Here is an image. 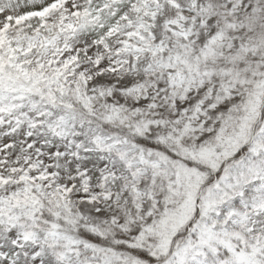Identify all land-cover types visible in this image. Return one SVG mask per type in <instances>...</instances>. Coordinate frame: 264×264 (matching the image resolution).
Masks as SVG:
<instances>
[{
  "label": "snow or ice",
  "instance_id": "1",
  "mask_svg": "<svg viewBox=\"0 0 264 264\" xmlns=\"http://www.w3.org/2000/svg\"><path fill=\"white\" fill-rule=\"evenodd\" d=\"M0 264H264V0H0Z\"/></svg>",
  "mask_w": 264,
  "mask_h": 264
}]
</instances>
